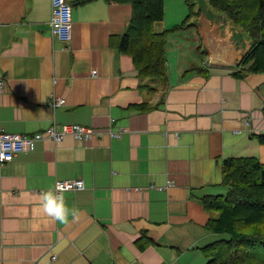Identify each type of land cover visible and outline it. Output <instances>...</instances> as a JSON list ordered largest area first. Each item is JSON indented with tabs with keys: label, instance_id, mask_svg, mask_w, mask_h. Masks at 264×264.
<instances>
[{
	"label": "crops",
	"instance_id": "0c3cea01",
	"mask_svg": "<svg viewBox=\"0 0 264 264\" xmlns=\"http://www.w3.org/2000/svg\"><path fill=\"white\" fill-rule=\"evenodd\" d=\"M67 1L70 43L52 36L51 0H0L2 127L96 131L90 140L38 141L0 165V264H206L202 248L229 238L206 228L217 213L202 203L227 191L222 161L255 156L264 163L257 138L264 135V72L238 77L212 68L200 53L191 57L186 42L169 44V35L167 80L142 78L118 48L132 5ZM164 5L158 32L188 14L184 0ZM52 95L66 103L53 107ZM74 178L85 189L63 195L79 217L54 222L40 210V193Z\"/></svg>",
	"mask_w": 264,
	"mask_h": 264
},
{
	"label": "trees",
	"instance_id": "16d2710c",
	"mask_svg": "<svg viewBox=\"0 0 264 264\" xmlns=\"http://www.w3.org/2000/svg\"><path fill=\"white\" fill-rule=\"evenodd\" d=\"M91 0H76L85 4ZM132 5V18L126 32L119 38L118 48L130 55L142 78L167 80V47L171 32L187 27L191 18L199 16L195 0H184L189 13L182 23L162 32L155 23L165 17V0H106ZM243 29L250 41L240 65L232 72L238 77L264 72V0H208ZM199 33V31H198ZM200 35V34H199ZM201 37V36H200ZM113 41V39H112ZM203 59L208 54L197 47ZM195 70L208 75L203 67ZM264 143V135L258 136ZM225 194L204 196L202 203L213 214L206 228L226 234L227 239L215 241L202 248L206 264H264V163L255 156L229 157L222 161ZM141 248L146 243L140 242Z\"/></svg>",
	"mask_w": 264,
	"mask_h": 264
},
{
	"label": "built area",
	"instance_id": "2783aa9c",
	"mask_svg": "<svg viewBox=\"0 0 264 264\" xmlns=\"http://www.w3.org/2000/svg\"><path fill=\"white\" fill-rule=\"evenodd\" d=\"M51 31L52 36L70 43L73 37V17L72 5L67 0H51ZM92 75H97V70L92 71ZM5 89V77L0 75V93ZM53 107L63 106L66 99L52 95ZM246 123H248L246 121ZM96 131L93 128L79 124H64L62 126L52 125L44 131L28 133H13L6 131L0 124V165H5L13 161L20 153H27L35 149L36 143L42 140H53L61 142L65 137L72 136L75 140H90ZM113 136L119 137L121 130L111 132ZM171 183H169V186ZM85 183L81 178L57 179L53 189L59 188L62 193L66 191H78L85 189ZM56 259V257H52Z\"/></svg>",
	"mask_w": 264,
	"mask_h": 264
},
{
	"label": "water",
	"instance_id": "95a60500",
	"mask_svg": "<svg viewBox=\"0 0 264 264\" xmlns=\"http://www.w3.org/2000/svg\"><path fill=\"white\" fill-rule=\"evenodd\" d=\"M200 15L191 18L187 27H196L202 38V50L208 54L212 68L236 69L250 46L246 32L208 0H195Z\"/></svg>",
	"mask_w": 264,
	"mask_h": 264
},
{
	"label": "clouds",
	"instance_id": "9594fccd",
	"mask_svg": "<svg viewBox=\"0 0 264 264\" xmlns=\"http://www.w3.org/2000/svg\"><path fill=\"white\" fill-rule=\"evenodd\" d=\"M39 201L42 213L54 222L67 224L69 217L73 220L79 217V211L69 208L65 196L59 188H49L47 191L40 193Z\"/></svg>",
	"mask_w": 264,
	"mask_h": 264
},
{
	"label": "rangeland",
	"instance_id": "374dc122",
	"mask_svg": "<svg viewBox=\"0 0 264 264\" xmlns=\"http://www.w3.org/2000/svg\"><path fill=\"white\" fill-rule=\"evenodd\" d=\"M186 7V14L189 13V10ZM196 10L198 9V6L196 7ZM169 17H170V12H169ZM171 37L172 39L170 40L169 44H180V42H178L179 40L181 41V43L186 42V49L189 52V50H191V57H196V53H198L197 51V47L199 46V44L201 43V37L198 33V29L196 27L193 28H188L185 30H181V31H177V32H171ZM199 43V44H198ZM179 50H183V46L179 47ZM186 62L188 63V60H186ZM187 66H195V64L193 63H188Z\"/></svg>",
	"mask_w": 264,
	"mask_h": 264
}]
</instances>
